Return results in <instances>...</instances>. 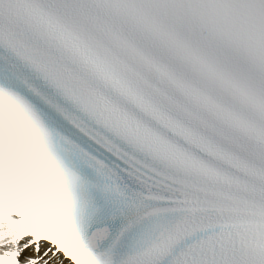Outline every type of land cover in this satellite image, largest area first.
Instances as JSON below:
<instances>
[{"label":"snow or ice","instance_id":"1","mask_svg":"<svg viewBox=\"0 0 264 264\" xmlns=\"http://www.w3.org/2000/svg\"><path fill=\"white\" fill-rule=\"evenodd\" d=\"M41 239L264 264V0H0V264Z\"/></svg>","mask_w":264,"mask_h":264}]
</instances>
